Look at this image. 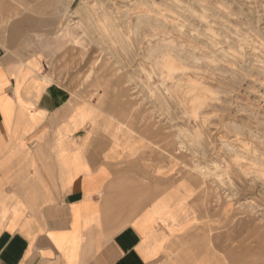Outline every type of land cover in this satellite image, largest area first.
Here are the masks:
<instances>
[{"label": "crops", "instance_id": "obj_1", "mask_svg": "<svg viewBox=\"0 0 264 264\" xmlns=\"http://www.w3.org/2000/svg\"><path fill=\"white\" fill-rule=\"evenodd\" d=\"M5 14L0 0V264L261 257L264 242L251 241L252 226L229 223L230 210L214 206L188 163L147 149L146 137L106 113L85 114L90 103L50 77L27 19Z\"/></svg>", "mask_w": 264, "mask_h": 264}, {"label": "rangeland", "instance_id": "obj_2", "mask_svg": "<svg viewBox=\"0 0 264 264\" xmlns=\"http://www.w3.org/2000/svg\"><path fill=\"white\" fill-rule=\"evenodd\" d=\"M1 1L85 114L188 163L229 223L264 242V0Z\"/></svg>", "mask_w": 264, "mask_h": 264}, {"label": "bare ground", "instance_id": "obj_3", "mask_svg": "<svg viewBox=\"0 0 264 264\" xmlns=\"http://www.w3.org/2000/svg\"><path fill=\"white\" fill-rule=\"evenodd\" d=\"M46 78V77H45ZM49 80V79H48ZM86 112V111H85Z\"/></svg>", "mask_w": 264, "mask_h": 264}]
</instances>
